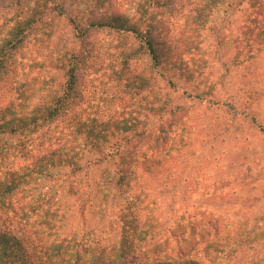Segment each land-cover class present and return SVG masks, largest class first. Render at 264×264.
I'll return each mask as SVG.
<instances>
[{"label":"trees","instance_id":"1","mask_svg":"<svg viewBox=\"0 0 264 264\" xmlns=\"http://www.w3.org/2000/svg\"><path fill=\"white\" fill-rule=\"evenodd\" d=\"M52 1L16 0L8 12L0 11V264H264V226L243 225L206 209L181 214L168 226L135 193L120 208L116 239L84 241L62 233L56 191L35 193L30 186L32 180L49 179L61 167L77 173L85 152L112 143V138L135 126L137 117L131 114L123 120L104 118L87 108L77 111L83 100L79 76L91 69L88 59L94 48L88 47V39L93 33L105 30L119 39L128 35L137 39L139 45L132 54L149 56L148 77H138L142 87H148L156 76L178 74L189 79L198 75L201 67L196 62H205L199 56L201 31L222 4L241 13V21L231 29V41L239 47L234 58L253 57L264 48V0H247L244 7L243 0H133L131 15L106 13L107 0H97L89 13L92 16L70 18L84 50H67L60 56L66 79L51 89L54 85L41 74L44 71L36 69L35 57L50 34L47 15ZM174 12L183 21L175 38L169 39ZM18 57L30 62L20 61L28 68L4 101L2 84ZM123 70L121 66L115 72L121 76ZM130 84L125 83L123 93L132 94ZM163 106L167 108L166 101ZM182 111L171 106L167 125L141 132L134 129L139 140L145 138L144 143L151 145L153 157L162 154L167 142L173 145L172 126H177ZM184 124L179 126L182 131ZM114 144L112 153L118 160L114 185L122 193L131 190L137 164L148 170L164 163L139 160L143 145ZM173 149L168 147L165 155Z\"/></svg>","mask_w":264,"mask_h":264},{"label":"rangeland","instance_id":"2","mask_svg":"<svg viewBox=\"0 0 264 264\" xmlns=\"http://www.w3.org/2000/svg\"><path fill=\"white\" fill-rule=\"evenodd\" d=\"M96 1L54 0L49 4L50 34L40 45L35 61L36 69L39 67L44 71L41 74L50 78L54 85H50L51 89L66 79L60 56L67 50H84L70 18L89 15ZM132 1L107 0L105 11L131 15ZM246 1L243 0L242 7ZM15 3L16 0H0V11L8 12ZM230 10L226 4L220 5L201 31L199 56L205 62H196L200 72L189 79L178 74L156 76L148 87H142L138 77H148L150 59L147 55L132 54L139 45L137 39L132 35L119 39L105 30L88 39V47L93 45L94 50L88 59L91 69L79 76L83 100L77 111L87 108L104 118L124 120L131 116L137 120L130 131L112 138V143L85 152L77 173L61 167L49 179L31 181L35 193L56 191L63 234L101 243L116 239L120 208L135 193L145 198L168 226L181 214L201 209L222 213L243 225L264 226V48L248 60L234 58L239 47L231 41V29L242 18L238 10ZM169 21L171 39L177 35L183 16L174 12ZM20 61L30 62L29 58L18 57L16 67L2 84L4 101L14 82L23 78L28 68ZM121 66L124 74L119 76L115 69ZM125 83H131L132 94L123 93ZM171 106L183 108L181 120L175 128L172 126L173 145L167 142L162 154L153 157L151 145L144 143L145 138L139 140L141 137L135 136L134 129L141 132L167 125ZM184 121L186 129L182 131L179 126ZM116 141L122 146L143 145L139 160L143 157L164 163L148 170L137 164L131 190L122 193L114 185L118 160L112 151ZM168 147L174 149L165 155Z\"/></svg>","mask_w":264,"mask_h":264}]
</instances>
